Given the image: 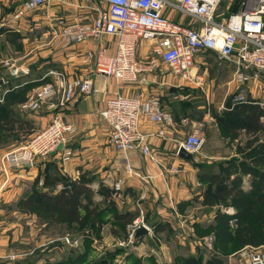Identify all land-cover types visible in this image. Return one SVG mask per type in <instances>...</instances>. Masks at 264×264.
Listing matches in <instances>:
<instances>
[{
    "label": "crops",
    "instance_id": "1",
    "mask_svg": "<svg viewBox=\"0 0 264 264\" xmlns=\"http://www.w3.org/2000/svg\"><path fill=\"white\" fill-rule=\"evenodd\" d=\"M250 1L252 0H222L217 15L224 18L231 13L240 12L244 4ZM23 2L0 0V81L1 78L5 80L4 84L0 82L1 86L5 85L3 87L5 95L2 93L0 96L4 95L9 101L12 100L14 112L18 113L21 120L33 125V130L37 131L47 126L52 117V110L43 107L37 111L39 112L37 116L32 115L29 119L30 111L21 110L20 101L25 102L38 86L47 83L52 78L45 77L50 71L63 73L71 79L92 70V62L85 63L84 60L86 52L90 51L95 55L97 50L95 42L90 41L80 46L62 49L55 46L52 37L63 25L91 22L96 15L97 5L85 0H47L43 7L26 13L22 19H13L14 12L21 8ZM164 15L169 19H178V16L169 10L165 11ZM103 42L112 55L115 50L113 41L105 39ZM149 50V43L142 42L137 52L138 58L144 59L149 56ZM202 54L196 59L195 71L202 80V86L204 84L207 86L209 83V70L216 74L213 75L211 84L213 81H218V75L224 76L221 78L223 103H219L217 99L215 101L213 95L208 94L207 88L201 85L196 87L182 83L160 62L158 71L148 75L145 81L138 85H121L112 78L103 79L101 76H96L94 83L97 94L93 98H77L63 113L72 127L67 135V147L72 150L73 157L65 164H61L58 162L57 154L47 160H37L32 167L9 173L10 179L5 184L7 188L0 193V197L3 196L5 199L2 204L6 207L0 208V238L5 236V228L14 223L12 220L14 215L10 209H14L20 200L28 197L30 188L35 182H38L37 187L40 188L46 174L51 178L59 179L52 189L54 192L61 190L64 178L77 181L83 176L90 180L88 186L93 192L94 202L98 203L105 213L111 212L107 215L104 229L108 226L110 228L118 226L120 230L125 231L127 223L142 215L152 233L136 239L135 243L137 247L139 246L138 250L146 246L150 247L145 253L149 252L148 256L155 261L164 259L168 254L171 230L178 229L188 236L195 229L196 235H200L201 228L214 225L216 214L213 212L221 205L203 202L206 192L203 191L204 189L200 190L203 188L201 182L204 181L205 176L219 174L221 167L229 160L241 158L237 150L242 149L252 136L237 122L238 114L234 111L237 105L232 106V96L242 94L246 101H251L264 110L259 105V103L264 104V74L245 83H239L233 80L234 69L230 65L210 67L208 58H217L215 53L206 51ZM8 58L26 69L27 73H21L16 78L9 77L1 64L2 60ZM173 86H177V89ZM136 92H141L145 96L157 95L162 110L172 118V124L167 127L145 120L140 123V131L146 135L151 150L150 157H143L138 151L120 153L108 146V130L101 118V112L110 97L117 93L130 97ZM229 94L231 96L227 98ZM221 106L226 110H221ZM226 111L233 112L232 115L225 114L230 118L221 115L228 113ZM30 120L32 123L29 122ZM161 130L164 131L163 136L158 135ZM192 131H197L204 140L201 158L207 156L208 159L204 164L196 165L194 160L187 161L177 155L179 143ZM259 139L260 142L263 140L262 137ZM117 178L124 181L123 196L120 203L113 201V206H109L104 195L106 194L108 200L112 201L110 186ZM3 181L4 177L1 176L0 182ZM243 181L241 188L246 190L249 187V180L245 177ZM213 187L216 192L212 190V194L218 198L219 190L214 185ZM100 189L104 195L97 193ZM193 204L200 208L215 209L213 212L208 210L211 215L206 217L203 214L204 217L201 219L189 215L191 210L187 209L194 206ZM8 207H10L9 212L1 214L2 210ZM20 211V214L24 212L21 214L23 215L21 218L24 219L21 230H25V234L20 236V243L27 245L30 240L29 218L35 217L28 215L27 210L21 208ZM36 226L39 230L44 224L39 222ZM11 238L13 241L18 239L12 234ZM115 238L119 241V238ZM202 239L199 241L202 242ZM159 240L160 243H157L156 241ZM181 241L185 243L184 240ZM160 247L162 249L165 247L163 253L157 251Z\"/></svg>",
    "mask_w": 264,
    "mask_h": 264
},
{
    "label": "built area",
    "instance_id": "2",
    "mask_svg": "<svg viewBox=\"0 0 264 264\" xmlns=\"http://www.w3.org/2000/svg\"><path fill=\"white\" fill-rule=\"evenodd\" d=\"M46 1L25 0L13 19L38 10ZM85 1L97 5L91 22L63 25L55 32L52 41L62 49L95 42V55L86 52L84 60L85 63L92 62V70L71 79L63 73L50 71L45 77L52 78L38 86L22 103L21 110L33 112L49 107L52 117L30 141L2 155L5 176L57 154L61 164L73 157L72 150L67 147V135L72 127L63 113L77 98H93L97 94L96 76L112 78L121 85H138L158 71L160 62L182 83L197 87L202 80L195 71L196 59L206 51L215 53L218 60L230 65L234 69L233 80L239 83L264 74V0L246 2L242 11L224 18L217 15L222 0ZM167 10L176 14L178 19L167 18L164 15ZM105 39L113 41L115 50L112 55L103 42ZM142 42L149 43L150 49V55L144 59L137 56ZM21 73L26 74L27 70L14 69L11 76L17 77ZM0 82L3 84V80ZM232 102V106L247 103L242 94L233 95ZM259 105L264 108V104ZM220 108L226 110L223 106ZM101 118L108 130V146L120 153L138 151L143 157H150L151 150L146 135L140 131V123L145 120L163 127L172 124L170 115L161 108L159 97L145 96L141 92L130 97L118 93L110 97ZM261 121L264 123V117ZM158 135L163 136L164 131H159ZM203 143L201 135L192 131L179 143L178 149L183 148L194 156L200 152ZM110 188L111 200L121 202L123 179L117 178ZM223 212L234 213L232 208ZM234 225L235 222H230V227ZM141 228L151 235L142 215L126 225L124 243L127 246L136 244L135 234ZM212 240V236L205 240L208 246ZM261 248L246 246L241 249L238 252L240 264H264V250Z\"/></svg>",
    "mask_w": 264,
    "mask_h": 264
},
{
    "label": "trees",
    "instance_id": "3",
    "mask_svg": "<svg viewBox=\"0 0 264 264\" xmlns=\"http://www.w3.org/2000/svg\"><path fill=\"white\" fill-rule=\"evenodd\" d=\"M252 103L247 101L234 109L240 127L252 136L242 149L237 150L241 158L229 160L221 167L219 174L203 178L205 182L214 185L220 194L218 198L211 194L206 203L221 205L225 209L232 208L234 212H218L215 224L206 227L204 234L200 230L202 236L210 233L214 235L215 251H221L222 255L239 252L246 246L264 245V123L261 121L264 110ZM12 104L13 101H9L6 96L0 102V141L9 136L19 137L22 132L31 129V124L21 120L18 113L14 112ZM232 111H226L228 113L225 114L232 115ZM225 114L224 117L230 118ZM260 137L263 139L261 142ZM245 177L249 180L246 190L241 188ZM56 182L59 179L46 174L41 187L38 188V182H35L28 197L20 200L18 206L50 223L76 225L81 230L94 228L96 221L102 220L105 211L93 200V192L88 186L90 180L83 176L77 181L64 178L61 190L54 192L52 189ZM97 193L103 194L101 189ZM104 196L109 206H113L114 202L109 201L106 194ZM230 222H235L234 227H230ZM70 262L73 264L74 261ZM209 262L223 264L220 257H213ZM185 264L193 262L187 261Z\"/></svg>",
    "mask_w": 264,
    "mask_h": 264
},
{
    "label": "rangeland",
    "instance_id": "4",
    "mask_svg": "<svg viewBox=\"0 0 264 264\" xmlns=\"http://www.w3.org/2000/svg\"><path fill=\"white\" fill-rule=\"evenodd\" d=\"M17 1H20V3H22L24 0ZM15 13L16 12H14V14ZM25 16L26 14L15 20H20L22 19V17ZM202 55L203 54H200V56ZM208 60H210V62L208 63L210 67H217L218 65L226 66L225 62L220 61L217 58H208ZM1 64L3 67H5L9 77H13L11 76V72L14 69L26 70L16 65L14 61L10 60L9 58L2 60ZM211 72L213 71L209 70V83H207V86H205V84L201 86L203 88H207L208 94L213 95L215 101L217 99V101L220 103L224 95L223 93H221V91L223 90V86H221V84L223 83L221 82V78L223 75H218V81H213V83L211 84V80L214 79L213 75L216 76L214 72L213 74ZM1 80H3V78H1ZM4 83L5 80H3V84ZM4 86L0 85V94H4ZM176 87L177 86H173L174 89H177ZM177 94L183 95L181 93ZM4 95L2 97L0 96V102H3L5 97ZM230 96L231 94H229L227 98H229ZM21 105L22 103H20L19 108L21 107ZM210 106L213 109V106ZM29 113V119H31L32 115L37 116L39 112L37 113L30 111ZM224 114L222 113L221 115ZM29 122L32 123L31 120ZM32 127L33 125H31V129H25L27 131L22 132L20 136L18 135L19 137L9 136L6 139L0 141V177H4V181L0 182V193H3L4 189L7 188L5 184H7V181L10 179V177H8L9 174L5 176L3 172L4 170L1 165V157L3 154L11 152L22 146L25 142L30 141L34 136H36V134L41 131V129L34 131ZM219 151L220 150H218V152ZM201 152H203V148H201L198 154L196 153L193 156L194 163L196 165L200 163L204 164L208 160L206 159L207 156L201 158ZM34 164L35 163H33L32 166H34ZM194 169L197 171V173H199V170L196 166H194ZM201 183V186L203 185V188H201L200 190L204 189L203 191L206 192L203 198V202H206L209 197L205 196H210L213 191L216 192V189L213 190V185L208 182L202 181ZM198 188L199 187H197V189ZM212 196L216 197L214 196V194H212ZM3 199V196H1V209L6 208L5 204H2ZM10 206L13 207L14 204H10ZM9 208L10 207H8V209L6 210L3 209L1 214L9 212ZM214 209L215 208L211 209L209 207L200 208V206L194 205L192 207L190 206L187 210H191L189 215L202 219L204 217L203 214L208 217V215H211V213H208V210H210V212H213ZM20 210L21 208L19 206L14 207V209H10V211L14 215L12 217L14 223L10 227L5 228V236L3 235L0 238V264H71L70 260L74 261L73 264H185L187 261L193 262V264H210L209 261L213 257H220L223 264H240L238 258V251L226 255L220 254L221 251H215L214 248V235H212L211 233L205 234L203 236L196 235L195 229L192 231V234H189L188 236L184 235L182 231L180 232V230L178 229L171 230L169 236L171 238L168 245L169 247L167 248L168 254L165 255L164 259H159L155 261L153 258L148 256L149 252L145 253V250L147 249V251H149L150 247L146 246V248L138 250L137 248L139 246L137 247L136 244L127 246V244L124 243L126 239V228L125 231L124 229L120 230L118 226L116 228H110V226H108L106 229L103 228V225H105L107 222V215L111 212L104 213L101 218L102 220L99 221L100 219H98L94 228H87L84 230L79 229L76 225L68 226L66 224L50 223L46 219H41L35 214L28 213V215L34 216L36 219L32 217L29 218L30 226L28 233L30 236V240L27 245H24V243L22 245L20 243V236L25 234V230H21V225L24 220L21 218L23 216L21 214H24V212L20 214ZM223 211V207H219L215 209L213 213L217 214L218 212ZM38 221L44 224V227L40 228L39 230L36 226L37 223H39ZM201 231H205V228H201ZM11 234L12 236L17 237L18 239L13 241L11 238ZM210 236L213 237V240L211 241V245L208 246L205 240ZM115 237L119 238V241L115 240ZM86 239H89V241L86 242ZM201 239L202 242L199 241ZM181 240H184L185 243ZM156 242L160 243V240ZM196 243H199V245ZM163 248L165 249V247ZM164 249L160 247L157 249V251L163 253ZM261 250H264V245L262 246Z\"/></svg>",
    "mask_w": 264,
    "mask_h": 264
},
{
    "label": "water",
    "instance_id": "5",
    "mask_svg": "<svg viewBox=\"0 0 264 264\" xmlns=\"http://www.w3.org/2000/svg\"><path fill=\"white\" fill-rule=\"evenodd\" d=\"M61 147L58 148L60 150ZM178 157L187 160V161H193L194 157L190 153L186 152L183 148H179L177 151ZM147 235V231L144 228L139 229L135 234V239H140Z\"/></svg>",
    "mask_w": 264,
    "mask_h": 264
},
{
    "label": "bare ground",
    "instance_id": "6",
    "mask_svg": "<svg viewBox=\"0 0 264 264\" xmlns=\"http://www.w3.org/2000/svg\"><path fill=\"white\" fill-rule=\"evenodd\" d=\"M253 1V0H252Z\"/></svg>",
    "mask_w": 264,
    "mask_h": 264
}]
</instances>
